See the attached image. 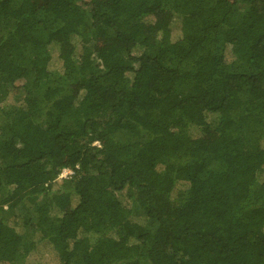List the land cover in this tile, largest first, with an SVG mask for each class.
Wrapping results in <instances>:
<instances>
[{
	"label": "trees",
	"instance_id": "obj_1",
	"mask_svg": "<svg viewBox=\"0 0 264 264\" xmlns=\"http://www.w3.org/2000/svg\"><path fill=\"white\" fill-rule=\"evenodd\" d=\"M40 247L264 264V0H0V264Z\"/></svg>",
	"mask_w": 264,
	"mask_h": 264
},
{
	"label": "rangeland",
	"instance_id": "obj_2",
	"mask_svg": "<svg viewBox=\"0 0 264 264\" xmlns=\"http://www.w3.org/2000/svg\"><path fill=\"white\" fill-rule=\"evenodd\" d=\"M65 170H67V169H65ZM68 171H65V172L62 171L61 172V174L57 178V183H60L61 179L65 178L69 174L70 171L69 172ZM23 213H25V212H23ZM35 256L36 257L33 258V259H35V261L38 260V262L40 264H54L57 261L56 256L51 254V252L48 249V247H44V248L40 247L39 254L35 255ZM36 258H37V260H36Z\"/></svg>",
	"mask_w": 264,
	"mask_h": 264
},
{
	"label": "built area",
	"instance_id": "obj_3",
	"mask_svg": "<svg viewBox=\"0 0 264 264\" xmlns=\"http://www.w3.org/2000/svg\"><path fill=\"white\" fill-rule=\"evenodd\" d=\"M65 171H68V170H63V172H65ZM68 172H69V171H68ZM60 174H61V173H60ZM69 174H71V171L69 172ZM69 174H68V175H69Z\"/></svg>",
	"mask_w": 264,
	"mask_h": 264
}]
</instances>
